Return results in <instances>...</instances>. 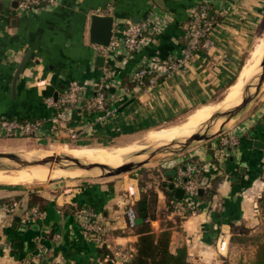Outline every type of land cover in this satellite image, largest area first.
I'll return each mask as SVG.
<instances>
[{
    "label": "crops",
    "instance_id": "crops-1",
    "mask_svg": "<svg viewBox=\"0 0 264 264\" xmlns=\"http://www.w3.org/2000/svg\"><path fill=\"white\" fill-rule=\"evenodd\" d=\"M199 3L209 7L214 24L195 54L155 83L131 84L130 76L141 64L153 65L156 55L180 53L185 26ZM163 13L170 18L161 30L130 56L122 45L105 55L92 41V14L111 15L113 35L128 22ZM263 31L264 0H53L26 9L19 0H0V121H38L36 132L13 135L36 141L106 143L147 130L145 135L163 128L153 127L211 105L228 91L256 60L259 51L250 64L246 55ZM106 66L113 68L115 79L127 78L129 85L121 89L110 85L102 106L91 103L86 108ZM71 79L82 85L80 99L75 105L58 106L55 102ZM227 132L237 135L235 145L222 146L219 137L211 138L161 163L163 171L195 164L211 184L172 231L171 243H184L194 264H220L217 238L223 233L229 241L230 223H253L254 218L259 222L254 205L264 190V146L257 144L264 143V89L253 110ZM14 137L5 134L0 124V140ZM132 180L129 185L105 177L52 181L41 187H0V264H106L107 255L99 251L104 242H93L80 230L82 209L107 227L106 244L114 264H123L118 249L130 251L136 239L135 234H121L126 228L125 209L140 193ZM162 188L161 184L155 188L158 211L166 209ZM32 192L44 197L42 207L30 203ZM11 202H16L12 212L1 207ZM32 207L41 214L27 220ZM159 219L151 220L155 229Z\"/></svg>",
    "mask_w": 264,
    "mask_h": 264
},
{
    "label": "built area",
    "instance_id": "built-area-1",
    "mask_svg": "<svg viewBox=\"0 0 264 264\" xmlns=\"http://www.w3.org/2000/svg\"><path fill=\"white\" fill-rule=\"evenodd\" d=\"M53 0H19V6L26 9L29 6H37L44 3H50ZM149 19H144L135 22H128L127 25L118 29L113 33L108 45L97 44L96 49L108 55L109 51L122 45L126 55H131L139 51L151 38L152 33L161 30L164 23L170 14H151ZM214 19L208 14V6L205 3H199L195 12L190 17L184 29V41L179 54L168 53L164 56L156 55L153 65L141 64L130 76L131 81L138 83L143 81V77L149 74L147 79L149 84L158 81L160 75L170 73L176 70L184 61L191 58L200 48L202 42L212 28ZM110 85H116L120 89L123 87L121 81L115 79L114 70L110 66L103 68L101 75L97 78L93 85V96L90 101H86L85 107L90 108L91 103L97 106H102L105 96ZM82 85L74 79L68 81L64 92L57 98L55 102L58 106L75 105L81 94ZM48 103H53L51 98L47 99ZM1 126L7 135H30L38 130L39 122L34 121H18V120H2ZM76 136L74 131L70 134ZM222 146L235 145L238 141L235 133L226 132L219 137ZM206 178L204 181L203 179ZM173 183L176 187H181L184 190V196L181 200L175 199L174 211L182 214L187 206L193 205L197 200L199 189H206L211 186L207 176L202 173L201 168L195 164L186 163L184 166L178 167L176 175L173 178ZM1 207L12 212L16 207V202L2 203ZM41 211L37 207H32L30 213H27V220L37 218ZM79 227L82 234L93 242L102 244L106 242L103 236L107 231V227L100 223L95 218V214L87 209L80 211ZM137 217L133 204L130 203L125 209V218L128 225L135 224ZM227 239L225 234H220L217 238V249L222 251L226 248ZM118 260L123 262L130 256V251L118 249ZM22 264H30L24 262Z\"/></svg>",
    "mask_w": 264,
    "mask_h": 264
},
{
    "label": "rangeland",
    "instance_id": "rangeland-1",
    "mask_svg": "<svg viewBox=\"0 0 264 264\" xmlns=\"http://www.w3.org/2000/svg\"><path fill=\"white\" fill-rule=\"evenodd\" d=\"M264 35V31L256 37L254 42L249 48H252L253 44H255L260 36ZM262 48L259 50V52L256 55V60L261 57L262 54V49L264 46V38L262 39ZM249 53L246 55L248 56ZM252 62L250 64V67L253 66V64L256 62ZM261 69V67H260ZM256 77L249 83L253 84L256 82ZM238 80L234 83V85L225 93L222 95H219L216 97V102L220 106H226L228 102L236 96L237 84ZM248 84V85H249ZM264 89V83L260 89V91L256 94L255 87L251 85L249 87L250 93H252L251 99L236 113L234 116H232L224 125L223 129L219 134H216L212 136L211 138H216L220 137V135L226 133L229 129H231L234 124L239 123L244 119V116H246V113L250 112L253 110V106L255 105L256 100L260 96V93ZM229 102V103H230ZM208 103V102H207ZM225 107L221 108L224 109ZM219 109V110H221ZM215 113V112H214ZM213 113V114H214ZM213 114L208 116L202 123L191 126L187 129L190 131L195 129L196 127L200 126L206 120H208ZM186 114L182 115L179 118L173 119L171 121L162 123L161 125H158L153 128L157 127H168L172 126V124L176 123V121H179L183 117H185ZM221 121L224 120V118H220ZM171 123V124H170ZM167 125V126H166ZM161 128L155 129L159 130ZM186 129V128H185ZM184 132H172L174 134L173 136H170L168 138L159 140V141H153V142H148L144 140V133L147 131H142L139 132L135 135H132L131 137L127 138L126 140L122 141H112V142H91V143H77L73 140H60V141H36L34 139H20V138H15L13 135L12 137L14 138H9V139H1L0 140V151H12L16 153H26V152H33L35 151L37 154L39 153H48V154H67L71 155L74 157H78L81 160H84L87 162V160L90 161H97V162H107L112 158V155L115 152H118L122 150L123 148H139L141 146H144L145 144L149 145L145 147L146 151L141 153L142 155L136 156V157H129L127 159L121 158V157H114V163L119 164L121 159H124V161H129V160H140L143 158H146L148 154L156 149L157 147L161 146L163 147L157 154H155L153 157L148 162H145L137 167H134L131 170H126V171H121L117 174H111L108 176H100V171L98 174H92V175H86L87 173L85 171H72V170H79L71 167L70 170H60L61 174H58L56 178H49L43 181H34V182H23L22 179L27 178L29 176V173L24 172V171H18L16 169H0V187L2 186H8L10 188L13 187H41L43 185H46L52 181H59V180H77V181H90L93 179H100V178H113V179H118V180H124L126 181L125 183L129 185L128 182H132V178L135 179L137 182V185L140 188L147 189L151 188L152 190L157 191L155 188H159L160 184L162 181L167 180V175L164 174L163 167L161 166V163L163 161V158L166 156H173L177 155L183 151H185L188 148L193 147L196 144L200 143H208L210 139H201V140H193L191 141L188 145L185 147H181L178 143L175 141L173 143H170V141L174 139H178L179 137H182L184 134H187L190 132L189 130ZM186 132V133H185ZM211 133V131H209ZM183 133V134H182ZM71 138H74L70 136ZM142 137V139H141ZM139 139V140H138ZM135 140H137L135 142ZM169 142V143H168ZM167 143V144H165ZM162 144V145H160ZM164 144V145H163ZM85 145H92L90 146H85ZM59 149V151H58ZM179 149V150H178ZM178 150L176 153L175 151ZM175 152V153H174ZM78 153V154H77ZM83 154V155H82ZM44 156V155H43ZM130 156V154H128ZM38 157V156H35ZM3 160V159H2ZM8 160V159H4ZM9 161V160H8ZM12 162V161H9ZM50 165V162H48ZM65 162H60V163H55L54 165L57 166H65ZM3 164L4 168H7L5 162H1ZM16 163H14L15 165ZM66 166H74L72 162H67L65 163ZM11 165V164H9ZM45 166V165H43ZM16 170V171H15ZM12 171V173H11ZM28 174V175H27ZM25 176V177H24ZM27 176V177H26ZM61 177V178H60ZM17 183V184H16ZM166 188V187H165ZM157 193V192H156ZM262 196V199L260 197ZM158 198V197H157ZM167 209V208H166ZM164 208V210H166ZM254 216L256 217V213L258 214L259 217V222L256 224V218H254L255 222H241L238 224L230 223L229 226V232L230 238L229 241H227L226 247L222 252H220V264H251L254 254H255V242H256V237L259 236L261 240H264V190H262L259 195L256 197L255 205H254ZM160 211L158 212V214ZM175 215V214H174ZM174 215L172 217H168L169 219L174 220ZM159 217V216H158ZM163 217V216H162ZM160 218V217H159ZM164 218V217H163ZM164 220V219H163ZM162 220V221H163ZM161 221V218L159 219V223ZM174 226L173 229H177L179 223H176L174 221ZM152 224V223H151ZM173 231V230H172ZM176 245L175 242L171 243V247L174 248Z\"/></svg>",
    "mask_w": 264,
    "mask_h": 264
},
{
    "label": "trees",
    "instance_id": "trees-1",
    "mask_svg": "<svg viewBox=\"0 0 264 264\" xmlns=\"http://www.w3.org/2000/svg\"><path fill=\"white\" fill-rule=\"evenodd\" d=\"M208 14L211 17L209 7ZM189 20L190 18L188 21ZM148 77L149 74H146L142 82L138 83L136 81H131V84L143 86L146 84ZM121 84L129 85L128 79L124 78ZM162 190L166 196L167 209L161 210L158 214L159 211L156 209L157 191L151 188H140L139 197L135 200L133 207L137 216L142 217L143 220L139 223L128 225L125 218L126 228L124 231H121V234L132 233L136 235V239L132 242L130 256L122 262L123 264H194L188 258L187 248L184 243L175 246V248L171 247L174 221L179 223L185 215L193 210V207L187 206L182 214L175 213L174 220L172 218L169 219L167 215L175 209V198L173 196V191L166 188H162ZM206 191H210V189ZM200 195L201 194H198V197ZM260 199H262V196ZM29 200L30 203H38V205L42 207L44 197L32 192L30 193ZM158 216L161 218V221L159 223V228L155 229L151 224V220L156 219ZM106 234L107 231L103 235L105 238ZM255 245V254L251 264H264V240H261L260 237L257 236ZM99 251L107 255L106 264L115 263L116 259L110 254L106 242L100 245Z\"/></svg>",
    "mask_w": 264,
    "mask_h": 264
},
{
    "label": "water",
    "instance_id": "water-1",
    "mask_svg": "<svg viewBox=\"0 0 264 264\" xmlns=\"http://www.w3.org/2000/svg\"><path fill=\"white\" fill-rule=\"evenodd\" d=\"M112 35V16L111 15H98V14H92L91 15V38L92 41L102 44V45H108L110 38ZM101 60L104 59L103 55H98ZM22 63L19 65L16 74L19 72L20 67ZM259 65L261 67L259 73L255 76L256 82L253 84L247 85V87L244 89L243 94L241 96V99L239 103L236 105H233L227 109H221L216 111L201 127L193 131L190 135L184 137L182 140L174 139L170 141V143H173L174 141L180 145L181 147H185L193 140H201V139H210L212 136L219 134L222 129L223 125L251 99L252 93L249 91V87L253 85L255 87V93L257 94L263 83H264V51L261 56ZM16 76V75H15ZM56 97V96H55ZM220 118H224L223 121L219 123V126L216 130L212 131V125ZM221 120V119H220ZM211 131V133L209 132ZM169 143V142H168ZM167 144V143H165ZM260 146H264V143H257ZM164 145V144H163ZM163 147L159 146L153 151H151L146 158L140 159V160H129V161H123L121 164L117 166H110L107 163L103 162H97V161H87L81 160L78 157H74L72 155L67 154H47L41 157H35L32 156L29 159L24 158L20 153L12 152V151H0V168H4L3 164H1L2 159H8L9 161H12L16 163V165H7V168H18L23 167L26 165H33V164H49L52 166L53 164H57L60 162H72L74 165L78 167H82L84 169L91 170L93 168H98L100 171V176H108L111 174H117L121 171L131 170L134 167H137L145 162H148L151 157H153L155 154H157ZM179 150V149H178ZM178 150L175 152L177 153ZM174 152V153H175ZM169 157V156H166ZM164 157V158H166ZM163 158V159H164ZM177 170L176 169H165L164 174H166L167 180L162 181L161 185L162 187H166L170 190H173L174 198L177 200H181L184 196V190L181 187H176L173 183V178L176 175ZM61 178V177H60ZM206 178L203 179V181ZM203 189H199V193H202ZM19 220V216H15V222ZM143 220L142 217L137 216L135 218V223H139Z\"/></svg>",
    "mask_w": 264,
    "mask_h": 264
},
{
    "label": "bare ground",
    "instance_id": "bare-ground-1",
    "mask_svg": "<svg viewBox=\"0 0 264 264\" xmlns=\"http://www.w3.org/2000/svg\"><path fill=\"white\" fill-rule=\"evenodd\" d=\"M262 39L263 38L258 39V41L252 47V49H251V51L249 53V56L247 58V64H250L252 62V59L254 58L255 54L259 51ZM260 59H261V57H259L256 60V62L253 64V66L250 67L249 69H247L242 74V76L238 79V82L236 84V88H237L236 96L230 103H228L225 106L224 109H227V108L239 103L244 89L247 87V85L255 78V76L260 71V65H259ZM223 107L224 106H220L216 102H213L209 106L206 105V106H203L201 108H198L197 110L194 109L195 111L187 114L185 117H183L182 119H180L176 123L172 124V126L164 127V128L159 129V130L149 131L148 133H146L144 135V140L148 141V142L159 141V140L168 138L170 136H173L175 134L174 132H178V133L179 132L180 133L184 132V131H186L187 128L202 123L208 116H210L211 114L216 112L218 109H221ZM220 122H221V120L218 119L212 125L211 130L212 131L216 130L218 128ZM204 123L201 124L200 126L196 127L195 129L191 130V131L189 129H187V131L189 130L190 132H188L187 134H184L182 137H179L178 139L182 140L184 137L190 135L193 131H195L196 129H198L202 125H204ZM172 132L174 134H172ZM141 139H142V137H141ZM136 141L137 140H135V142ZM160 145H162V144H160ZM147 146H149V145L145 144L144 146H141L139 148H134V149L130 148V147L123 148L122 150H120L118 152H115L112 155V158L109 161L104 162V163H107L110 166H117V165L121 164L124 161V159H127L129 157H136V156L142 155L141 153L146 151L145 147H147ZM58 151H59V149H58ZM47 154L48 153H39V154H37L35 151H33V152L22 153L21 155L24 158H28L29 159L32 156L41 157V156L47 155ZM128 154H130V156H128ZM115 155H117L116 157H121V158H124V159H121L120 163L116 164V163H114V158H116V157H114ZM87 161H90V160H87ZM2 162H5L6 164L14 165V162H9L8 160H4L3 159ZM43 165H45V166H43ZM64 165L65 166H57V165L53 164L51 166L49 164H33V165H26V166L18 167V168H0V169H16L17 172L18 171H24V172L29 173V176L28 177L26 176L27 178L22 179L23 182L43 181V180H46V179H49V178H56L58 176V174H61V172H59L60 170H65L66 169V170H70L71 171L72 170L71 167H73L75 169H79V170H72V171H85L87 173L86 175L98 174V172H99L98 168H93L91 170H88V169H84L82 167H78L76 165H74V166L73 165L72 166H66L65 163H64ZM11 173H12V171H11Z\"/></svg>",
    "mask_w": 264,
    "mask_h": 264
}]
</instances>
